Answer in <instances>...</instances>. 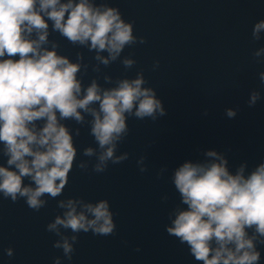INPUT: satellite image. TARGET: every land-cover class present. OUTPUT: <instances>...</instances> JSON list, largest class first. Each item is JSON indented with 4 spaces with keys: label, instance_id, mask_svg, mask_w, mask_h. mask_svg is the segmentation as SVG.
Instances as JSON below:
<instances>
[{
    "label": "clouds",
    "instance_id": "clouds-1",
    "mask_svg": "<svg viewBox=\"0 0 264 264\" xmlns=\"http://www.w3.org/2000/svg\"><path fill=\"white\" fill-rule=\"evenodd\" d=\"M49 22L52 31L72 45L96 53L91 70L98 75L87 84L89 65L83 53L76 54L75 62L58 54L59 44L49 40ZM262 31L264 19L254 23L252 39L259 41ZM145 43L143 36L134 34V21H126L119 8L106 0H0V157L6 158L0 164V196L13 203L23 199L36 212L56 200L63 214L56 215L46 231L60 237L53 247L62 249L68 261L80 233L109 236L116 225L106 198L57 199L63 196L74 163L82 171L90 164V160L76 162L74 138L80 127L73 129L67 122L87 126L95 147L83 148L81 155L95 157L93 172L104 173L110 164L129 158L127 152L117 155L130 131L129 118L155 122L167 114L166 109L143 70L134 78L103 74L104 84L111 87L99 82V74L101 66L107 68L118 60L126 71L132 69L137 61L131 55L122 58V53ZM262 53L264 48L252 53L257 63H264ZM158 67L157 60L153 68ZM259 81L264 85V71ZM261 98L260 90H253L249 106ZM236 114L226 110L229 118ZM204 155L206 160L185 161L173 171L171 182L186 207L173 210L175 218L167 233L186 244L202 264H260L264 158L245 175L246 163L233 173L223 153L207 150ZM144 160V156L137 160L141 173L148 170ZM61 228L73 235H63ZM4 252L14 255L11 247ZM53 264H61L60 258L54 257Z\"/></svg>",
    "mask_w": 264,
    "mask_h": 264
},
{
    "label": "water",
    "instance_id": "water-1",
    "mask_svg": "<svg viewBox=\"0 0 264 264\" xmlns=\"http://www.w3.org/2000/svg\"><path fill=\"white\" fill-rule=\"evenodd\" d=\"M106 2L118 7L126 21H134V34L143 36L146 43L122 53V58L131 55L137 61L132 69L126 71L119 60L107 68L101 66L99 82L111 87L104 84L103 74L114 79L134 78L143 70L167 114L155 122L129 118V134L117 152H127L129 158L110 164L100 174L91 168L95 157L81 155L83 148L95 147L87 126L68 121L71 128L80 127V135L74 138L76 162L90 160V164L82 171L74 163L63 196L57 199H108L116 230L109 236L80 233L68 261L62 249L53 247L60 237L46 231V225L63 214L56 200H49L36 212L23 199L13 203L0 196V264H53L54 257H59L61 264H202L190 255L186 244L166 231L175 218L173 210L186 207L180 204L171 182L174 169L185 161L206 160L207 150L223 153L233 173L246 163L245 175L264 158V85L259 81L264 63H257L252 56L264 48V31L259 41L251 36L254 23L264 19V0ZM49 33V40L59 44L58 54L75 62L76 54L83 53L84 63L89 65L85 84L98 75L91 70L97 63L95 52L69 43L52 31L51 22ZM260 59L264 60V53ZM157 60L159 67L154 69ZM255 89L262 98L250 107L248 101ZM230 108L237 113L234 118L226 115ZM141 156L148 169L143 173L137 164ZM5 161L0 157V164ZM60 231L73 235L71 230ZM8 247L14 250L12 257L4 252ZM260 249V264H264V246Z\"/></svg>",
    "mask_w": 264,
    "mask_h": 264
}]
</instances>
